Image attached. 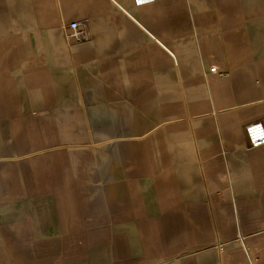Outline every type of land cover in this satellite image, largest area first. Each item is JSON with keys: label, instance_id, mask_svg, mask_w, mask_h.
<instances>
[{"label": "crops", "instance_id": "1", "mask_svg": "<svg viewBox=\"0 0 264 264\" xmlns=\"http://www.w3.org/2000/svg\"><path fill=\"white\" fill-rule=\"evenodd\" d=\"M253 123L264 0H0V264H264Z\"/></svg>", "mask_w": 264, "mask_h": 264}, {"label": "built area", "instance_id": "2", "mask_svg": "<svg viewBox=\"0 0 264 264\" xmlns=\"http://www.w3.org/2000/svg\"><path fill=\"white\" fill-rule=\"evenodd\" d=\"M160 0H134L135 7L150 5ZM64 38L70 43H85L88 41V33L84 24L71 22L63 29ZM210 73H215V68L209 69ZM249 149L264 147V127L261 123L249 124L244 129Z\"/></svg>", "mask_w": 264, "mask_h": 264}]
</instances>
